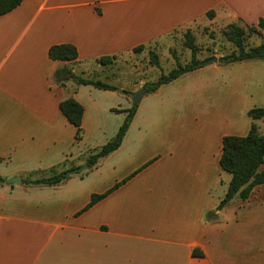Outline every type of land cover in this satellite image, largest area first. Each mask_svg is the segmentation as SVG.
Here are the masks:
<instances>
[{"label": "crops", "instance_id": "1", "mask_svg": "<svg viewBox=\"0 0 264 264\" xmlns=\"http://www.w3.org/2000/svg\"><path fill=\"white\" fill-rule=\"evenodd\" d=\"M260 18L264 0H25L0 17V264H264V185L219 209L232 179L223 139L247 136L249 111L264 108V59L221 65L218 55L148 93L119 149L93 169L54 187L22 184L85 165L125 122L113 110L133 107L126 89L61 86L58 70L79 75L102 57ZM63 44L77 62L49 58ZM71 98L85 110L80 142L60 110Z\"/></svg>", "mask_w": 264, "mask_h": 264}, {"label": "trees", "instance_id": "2", "mask_svg": "<svg viewBox=\"0 0 264 264\" xmlns=\"http://www.w3.org/2000/svg\"><path fill=\"white\" fill-rule=\"evenodd\" d=\"M25 0H0V17L11 13L17 9ZM209 17L214 16L213 12L208 14ZM247 33H252L263 37L264 33V18H260L256 25L241 28L231 25L225 32L227 38L234 43L237 51L223 56L219 59L224 64L235 63L247 59H264V43L255 47H248L245 44V37ZM185 46L192 52L191 63L183 65L177 63V67L168 74H162L161 77L154 83L147 84L145 87L149 93L157 91L162 85L171 83L181 77L182 75L200 68V60L197 58V46L195 35L191 31L185 34ZM146 46H139L133 50L138 54L145 50ZM151 63L160 67L159 55L155 52H150ZM49 58L53 61L61 62H77L79 59L78 49L74 45L63 44L55 45L49 49ZM117 56H106L97 59V63L103 67L111 65L116 60ZM56 81L59 85L64 86L65 82L73 81L77 85L93 86L100 90L116 91L117 87L101 81L100 79L85 78L82 75H77L72 69L63 68L57 71ZM123 94H128V91H122ZM138 105H134L130 110L121 111L113 110L117 113H128L125 122L121 126L117 135L111 139L106 145L101 148L92 150L87 156L86 164L89 169H93L101 159L108 157L121 146L127 131L133 121L137 112ZM60 110L76 128V141L80 142L84 137L83 117L84 107L75 99H67L60 103ZM249 117L253 123L250 132L245 137L226 136L223 139L222 156L220 164L223 170L231 174L232 179L229 185L228 192L222 200L219 209H222L235 197L246 201L250 198L252 192L256 187L264 185V170L261 168L264 165V133L259 132L257 121H264V108H254L249 111ZM79 167L67 168L66 165L62 168H53L49 171H36L29 174L22 180V184L28 187H54L62 184L68 180L71 175L70 171H74ZM128 180V179H127ZM127 180L117 184L114 188L102 195H93L91 202L87 209L93 207L99 201L107 197L112 191L117 189ZM6 180L0 176V184H4ZM194 255L202 256L201 253L194 251Z\"/></svg>", "mask_w": 264, "mask_h": 264}, {"label": "rangeland", "instance_id": "3", "mask_svg": "<svg viewBox=\"0 0 264 264\" xmlns=\"http://www.w3.org/2000/svg\"><path fill=\"white\" fill-rule=\"evenodd\" d=\"M232 25L246 28V25L240 21ZM229 26H221L220 28L215 27L211 30L207 29L195 36L197 58L201 62L215 56L218 57V55L226 56L237 51L234 43H232L225 35ZM172 41L173 40L169 37H166L162 39L161 46L159 48L152 44L147 45L145 50L141 53L136 54L131 52L129 54L118 56L113 64L107 65L106 67L101 66V71L98 69V64L93 63V65H89V68H82V70L79 71V75H82L85 78L95 77L96 79H100L101 81L117 88L121 87L126 89V91H132L139 86H141V88L145 87L147 84L156 82L162 74H168L170 71L175 69L177 67V63H181L183 65L191 63L192 52L185 46V34L182 37H177V39L173 42ZM262 43H264V37L247 33L245 37L246 46L255 47L261 45ZM151 51L159 55L160 67H156L151 63ZM219 63L221 65H227L221 61H219ZM214 65L216 64H209L203 67ZM143 98L145 99L146 97ZM131 102L133 106L136 105L133 103L132 99ZM256 124L259 132L263 134L264 121H257ZM87 170L80 172V174L85 173Z\"/></svg>", "mask_w": 264, "mask_h": 264}, {"label": "water", "instance_id": "4", "mask_svg": "<svg viewBox=\"0 0 264 264\" xmlns=\"http://www.w3.org/2000/svg\"><path fill=\"white\" fill-rule=\"evenodd\" d=\"M217 63H218V58L215 56V57L209 58L208 60L200 62L199 66L203 67V66H206V65H209V64H217ZM148 93H149V91L147 90V88L146 87H142L136 92H129L128 95L132 99L133 103L137 105L142 100V98L145 97ZM88 168H89V166L87 164L82 165L81 167L77 168L76 170L70 171L69 175L70 174H75V173H80V172H82L84 170H87ZM9 183H11V184H19L20 183V178H18V177L13 178V179L9 180Z\"/></svg>", "mask_w": 264, "mask_h": 264}]
</instances>
